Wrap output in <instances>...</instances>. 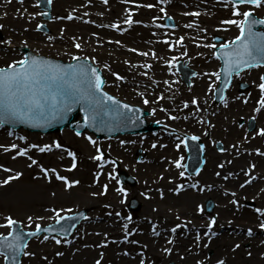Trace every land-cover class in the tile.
Returning a JSON list of instances; mask_svg holds the SVG:
<instances>
[{"label":"rangeland","instance_id":"374dc122","mask_svg":"<svg viewBox=\"0 0 264 264\" xmlns=\"http://www.w3.org/2000/svg\"><path fill=\"white\" fill-rule=\"evenodd\" d=\"M147 4H152L154 6L151 8L144 6ZM226 7L227 12H225ZM160 8H164L165 12H161ZM59 10L67 11V13L73 18L67 19V16L66 18L55 19V15L60 12ZM247 10H251L256 17L264 19V6H240L241 12ZM173 11L177 12V14H174ZM232 12V4L228 0H164V3H161L160 0H134V2L133 0H128V2H125V0L109 2L107 0L106 4L104 3V0H62L59 6L55 3V0H52L50 3V19L45 20V13L41 10L40 0L39 3H37V0H23L22 3L20 0H0V17L7 21L11 30L13 29V31L15 30L16 32H18V30L22 31L18 36L17 45H14L11 42H3L2 35L0 34V52L3 53L2 56L5 59L0 61V68L6 67L13 61L20 60L24 57L23 49H27L35 55L60 60L62 62L72 61L73 56L80 57L81 59L91 62V64L98 68L103 79L106 81L104 84V90L107 93L121 102L141 108L146 112L144 120L147 125L151 128H154L155 126V129L149 132L117 135L115 137L98 139L89 132H83L78 137L69 128H64L53 133L41 134L28 132L23 129H10L0 124V145L5 147L12 144L17 145L23 135H28L29 137H32V140H36L38 143L52 144L53 142L58 141L62 145L67 143L74 147H81L84 145L93 157L97 155L96 146H99L101 151L105 154L104 159L106 161H116L114 165L110 162L105 163L103 168H105L108 173H112V179L114 180V186L116 187L115 194L120 197L118 204L119 207L113 212V214L119 220L117 230L120 231V237L118 241L121 245L127 248V250L122 248L121 250H124V252H121V254L122 257L132 261L134 264H141V261H143V256L140 255V252H133L134 248H130L129 245V242L137 241L140 231L146 227V224L139 221V217L145 214V211L143 210L144 202L142 201H144V198L146 200L145 196H143V199H138L141 195L139 183L142 174L125 169L122 163L113 157L115 151L112 150L110 142L132 135L152 133L156 131V122L159 121L161 123L160 120L162 118L156 117L154 123H148L147 120L149 117L154 118V114L151 110L155 108V113L163 116L165 111H162L161 109H167L165 102L171 104L173 101H177V99L183 97L185 91L190 93L189 96H192V98H198L199 101L200 96L198 91L200 90H198L196 84L193 83L196 76H194L187 85L175 68L178 62H181L183 66L195 71V74L201 64H211L214 66L212 76L209 78L210 83L205 90V97L207 100L205 103L206 105L202 107L199 101V109L202 107L201 111L204 110V107H226L229 104L226 100L221 104H216L213 95L218 84V78L215 74H219L220 70L219 59L215 55L216 49L221 44L231 42L240 33V29L237 25L222 23V21L226 20L243 19L242 16H233ZM192 13H199V15H192ZM128 15H131L134 21H140V23H133L131 25L125 24L123 21ZM167 19L172 22V27H168L165 24V20ZM97 23H99V25ZM113 23L118 24L119 27L112 28L111 25ZM189 24H191L192 27H187ZM38 25H43V28L37 30ZM209 25H211L212 28L209 27ZM61 29H63V32H61ZM54 33H57L58 36H52ZM93 33L96 35H93ZM29 34H33L35 37H27ZM49 36L54 37V39L49 40ZM181 36L184 37L183 43L177 44L176 41ZM73 37H76L77 40L73 41ZM215 38L221 39L222 43L216 44L214 42ZM165 40H167L168 43H165ZM25 41H27L26 44L24 43ZM116 41H119L120 43H116ZM77 42L81 44L80 49H76L74 46ZM169 44L172 46L169 47ZM205 45H214L215 47H206ZM130 49H137V52H132ZM142 52H148L149 55H141L140 53ZM153 52L155 53V56L152 55ZM187 54H190L193 59L200 58L202 55L206 56V58L190 62ZM103 64L109 65L112 71L105 72L103 70ZM144 65H151V67L148 68ZM132 71H135V74L139 76L138 81L136 84H127L125 81L129 73ZM261 71L262 68H258L255 72L256 74L252 77L248 74L246 75L247 79L251 81L249 82L251 84L250 90L244 94H240L234 86V93H231L233 107L241 106V111L238 113L239 115L235 122L239 135L241 137L243 136L246 144L252 147V153L256 156H259L258 154H260V157H257L256 160L248 158L241 159V167L231 172L227 170L229 167L226 166L229 164V161L224 165L218 161L215 163L218 170L216 173H219L216 181L219 180L223 183L224 187H221V190L224 191L223 198L229 200V209H227L226 212L229 213V211L233 210L235 213L242 215L257 213L260 216V219L257 221V231L255 233L249 235L247 227L244 225L243 228L237 229L238 233L241 231L247 239L256 237L262 239V242L258 243V246L251 248L249 244H244L238 248V250L241 251V254L245 255L246 258L248 257V260H250L253 255L258 254L259 258H257L255 262L253 261L254 264H264V229L259 226L264 222V213L260 214L261 212H256L257 208L263 211L264 204L262 206L261 202H258V197L260 196L258 188L256 186H251L255 179L249 180L251 181L250 183H246L242 180L238 187L232 186V184L233 180L240 178L238 176H241L242 173L245 174L246 171L252 170V165L258 166L261 160L260 158L262 157V152L258 153L256 149L261 150L264 148V135L258 134L259 129L264 128V109H261L259 112L254 110L260 107L257 103L260 98V89L257 87L258 84L256 78ZM113 72L119 73L121 76L125 77V79L117 80L116 77L112 75ZM144 73H147V75H144ZM165 81H167V83H165ZM154 84L161 87H171L172 85H176V90H178L174 95L168 96L166 99L157 100V98L163 95V93L155 92L152 88ZM209 85H211V89L209 88ZM146 86L148 87V93L144 92V96L139 95L141 92L138 91V88H144ZM145 97L150 101L149 104L143 103ZM193 106L195 110L196 106ZM253 117H255L254 120L252 119ZM208 118L211 119L213 116L209 114ZM251 120L255 122V127L253 130L249 131V122ZM161 125L160 128L169 130L168 125L164 123ZM64 131H68L70 136L64 137ZM161 132L168 135L162 130ZM81 135H89L96 141V145H93L91 142H86ZM247 135L250 136L247 137ZM179 139L180 146L174 155L183 158L181 159V164L183 166L181 167V172H184V175L180 181V185H183V188L180 192L188 190L186 188H190V182H192L191 180L194 178H196V181H193L196 186L203 189L200 187V176L204 174L208 167V157H210L208 154L213 152L215 157L220 158L219 160H224L223 158H229L231 156L230 147H233V145L228 146L225 143L226 140L223 135L221 139L209 138L206 143L209 153L206 154L205 151L204 155L205 164L196 174L197 176H191L186 173L184 168L186 153L184 146L181 143L182 138L179 137ZM218 143L222 146L220 151L216 149ZM3 151L4 149L0 148V152ZM16 151V149L9 150V154L7 153L8 156L7 154L1 153L0 165H3L4 167L0 168V177L8 173V171L4 170L5 168L12 170L13 157H20L16 156ZM142 157L143 155H138L135 159V163H140ZM69 163L70 161L65 159L64 161H61V166L67 167ZM116 164H118L120 170L127 172L130 176L136 179L137 185L134 188L122 186L118 182L116 176ZM221 165L224 167H221ZM258 167L262 169L259 172L257 171L255 175H261L264 183V166ZM229 173H231V175H229ZM226 176L228 177L227 179H225ZM241 185H243V187H241ZM120 188H123L125 191H118ZM236 188L246 199H242V197L241 199L232 198ZM131 198H135L141 204V209L138 213H130L127 210ZM159 198V201L155 203L153 201L155 204L153 205L163 216L168 217L173 211H175V209L182 206V201L178 198L171 201L167 195L162 197L161 194ZM262 199L264 200V198ZM233 201H236L237 203H233ZM208 202L212 204L211 213L206 212ZM65 206L69 207L60 211V215H69L80 210L87 211L85 221L73 233L70 240L68 241L55 237L61 241V243L57 244L56 239L49 238L50 240L45 242V236H41L28 242L25 252H27L35 243L38 244L37 247L44 243L46 246L56 250L57 253H62V255L66 254L68 251H77L79 249L86 228H89L93 224L90 221V211L86 207L75 206L73 203H67ZM198 206L203 207V211L200 212L203 215L202 222L204 227L192 231L189 238H181V242L176 244L174 242L169 243L172 238L171 236H163L164 239H160L162 237L159 239L150 238L152 244L155 245L154 248L157 250V253L164 255L165 257L164 260L156 261L155 264H177V261H182L183 258L188 259L189 264H198V262H202V264H217L218 260L224 261L223 257L221 255H216L213 249H206L199 246L210 245L213 240L220 236L221 229L217 227L219 215L216 212V202L211 198L201 197L196 203L197 210ZM60 208L62 207L55 208V210H62ZM47 214L46 220L39 222L41 226H45V224H50L56 220V213L53 210ZM8 216L19 221L26 230H33L37 224L31 226L30 223L28 224L24 222L22 217L24 216V212L4 210L3 219L0 220V225L6 223L5 218ZM212 218H215V224L209 229L207 225ZM150 224H154L157 228L159 225L153 221H151ZM125 225H127L126 229L124 227ZM227 228H229V226H227ZM8 231L9 229L7 227H0V233L6 235ZM188 233H190V231L186 232V234ZM205 233L208 234L205 235ZM198 236L199 239H197ZM125 237L127 238L125 239ZM126 241L129 242L127 243ZM156 242H159L161 245L159 247L156 246ZM164 249H171V251L165 252ZM133 253H136L137 256H134L136 254ZM102 254L101 257H104L105 252L102 251ZM3 261L4 258L0 256V264H3ZM21 264H25V255H23L21 259ZM85 264H95V262L85 261Z\"/></svg>","mask_w":264,"mask_h":264},{"label":"bare ground","instance_id":"6f19581e","mask_svg":"<svg viewBox=\"0 0 264 264\" xmlns=\"http://www.w3.org/2000/svg\"><path fill=\"white\" fill-rule=\"evenodd\" d=\"M108 1L116 2L118 0ZM61 2L62 0H55L58 6ZM59 11L60 12L55 15V19L69 16L65 10ZM225 12H227V7ZM173 13L177 14L175 11H173ZM97 24L99 25V23ZM0 25H3V27L0 28L2 41H10L14 45H17L18 36L22 31L18 30V32H16L15 30L13 31V29L11 30L7 21L2 17H0ZM209 27H211V25H209ZM52 36L58 35L54 33ZM27 37L33 38L35 36L29 34ZM2 54L3 53L0 52V61L5 60ZM187 57L190 62L206 58V56L202 55L200 58L193 59L190 54H187ZM103 65V70L105 72L112 71L109 65L108 67H105L106 64ZM213 69L214 66L211 64H201L195 75L196 79L193 83L196 84L198 90H200L198 94L202 107L205 106L207 102L205 90L210 83L209 78L212 76ZM138 77L135 71H132L127 76L125 83L136 84ZM152 88L155 92H162L165 99L168 98V96L174 95L178 90H176V85L161 87L154 84ZM138 91L141 93H148V87L138 88ZM231 93L232 92L229 91L225 99L226 102L229 103L226 107L221 106L216 108L214 106H209L204 107L205 111H201L202 107H200V110L195 112L194 106L190 103L192 96H189L190 93L185 91L183 97L177 99V101H173L171 104L165 102L167 111L164 112L163 116L154 113V118L149 117L147 120L148 123H154L156 117L162 118L160 120L161 123L156 122L158 131L156 129V131L152 133L132 135L110 142L112 150L115 151L113 157L118 159L125 169L142 174L139 183L141 195L139 194L140 198L138 199H143V196H145L146 200L144 198V201H142L144 202L143 210L145 214L139 217V221L146 224V227L140 231L137 241L129 242V245L130 248H134L133 252H140V255L143 256V264H155L156 261L165 259L164 255L157 253V250L154 248L155 245L152 244L150 238L159 239L162 237L160 239H164L163 236H171V241L176 244L181 242V238H189L192 231L204 227L202 222L203 215L196 208V203L201 197L211 198L216 202V212L219 215L217 227L221 229V232L220 236L213 240L210 245L199 246L206 249H213L216 255H221L223 257L224 264H254L253 261L255 262L256 259L259 258V255L255 254L248 260V257L246 258L245 255L241 254L238 248L244 244H249L251 248L258 246V243H261L262 239L259 237L247 239L241 231L240 233L237 231V229L246 226L247 230L252 229V233H255L257 231V221L260 219L259 214L242 215L235 213L233 210L229 211V213L226 212V210L229 209V200L223 198L224 191L221 190V187H224L223 183L219 180L216 181L218 177L216 171L218 170L215 163L217 161L221 162L223 165L227 164L229 161V164L226 166L229 167L227 170L231 172L241 167V159L248 158L256 160L257 157H260V154L256 156L252 153V147L246 144L243 136L241 137L239 135L235 122L239 115L238 113L241 111V106L233 107ZM185 101L189 102L188 108H184L183 106ZM209 114H211L213 118L209 119ZM170 116H175L177 119H170ZM186 116L188 119L184 118ZM201 118L203 122H200ZM163 123L168 125L169 130L160 128ZM161 129L167 132L168 135L163 134ZM192 135L199 137L204 148H206V154L209 153V149L206 147L209 138L221 139L223 135L226 140L225 143L228 146L233 145V147H230L231 156L229 158H223L224 160H219L220 158L215 157L214 153L211 152L208 154V156L210 155V157H208V167L204 174L200 176V187L203 189L197 186L195 188L192 187L193 181H196V178H194L191 180L192 182H190V188H186L188 190H183L184 192L181 191L183 193L176 192L174 189L180 185L182 176L180 175L181 167L178 168L175 164L176 160H180L181 162V158L174 155L179 149L177 148V144H180L179 141L175 139H177L178 136L184 137ZM69 136L70 133L64 131V137ZM248 136L250 135H247V137ZM22 137L23 139L17 144L20 148L28 147L31 144L44 145V143H38L36 140H32L31 136L23 135ZM88 137L87 135H82V138L86 142H90ZM122 141L124 143H121ZM154 143L156 144L155 148L152 147ZM63 146V150L53 149L51 152L46 153H40L36 149H29L28 156L36 159L39 164H42L46 168H55L60 175L67 177L69 181L78 180L79 183L70 188H66L64 182L56 179L55 175L50 173L52 178L49 180L41 174L40 168L37 167V165H31V167H29L31 161L28 159V156L15 158L12 162V171L1 176L0 181L6 179L9 175H14L15 172H20L22 175L6 185H0V220L3 219L4 210H15L24 212V216L22 217L24 222L28 224V217H33L31 226H34L36 223L45 221L48 215L47 213L51 212L53 209L62 207L60 209L64 210V208L69 207L65 206L67 203H73L75 206L86 207L90 211V221L93 224L89 228H86L77 251H68L66 254L57 255L56 250L46 246L44 243L43 245H39V247H37L38 244L35 243L27 251L34 255H25V264H85V261L95 262L98 259L101 261V264H134L132 261L122 257L121 254V252H124L127 248L118 241L120 237V231L117 230L119 220L114 216L113 212L119 207L120 197L115 194L116 187L114 186V180L112 177H109V173L105 168H98L101 162L91 159L93 156L84 145L81 147H74L66 143ZM68 151L76 153L75 168H72V157L67 155ZM259 152L264 153V148ZM1 153L9 154V151L0 152V155ZM138 155H143V157L142 161L136 164L135 159ZM261 155L262 157L260 158L261 160L258 166H264V154ZM65 159L70 161V166H61V161ZM258 166L238 176L241 179L237 178L233 180L232 186L238 187L242 180L246 182L255 179L251 186H256L258 188L260 192L258 202H261L263 206V177L259 174L255 175L257 171L259 172L262 169ZM98 172L100 174L97 177ZM105 184L108 185L106 193L104 192ZM161 192H163V196L167 195L171 201L176 198L182 201V206L175 209L168 217L163 216L154 206V203L159 201ZM234 194L235 195H232L234 199H241V197L242 199H246L237 188ZM263 213L264 209L260 214ZM37 217H42L43 219L37 220ZM151 221L157 223V225L159 224L158 228L155 227L154 224H150ZM176 225H180V227L173 233L171 229ZM227 226H229V228H227ZM189 231L190 233L186 234V232ZM47 241L46 239L45 242ZM160 245L159 242H156V246L159 247ZM237 245H239V247H236ZM122 248L124 250H121ZM102 251L105 252L104 257H101ZM134 256H137V254ZM177 264H189V261L183 258L182 261H177Z\"/></svg>","mask_w":264,"mask_h":264},{"label":"snow or ice","instance_id":"6c2138e0","mask_svg":"<svg viewBox=\"0 0 264 264\" xmlns=\"http://www.w3.org/2000/svg\"><path fill=\"white\" fill-rule=\"evenodd\" d=\"M22 3L23 0H20ZM52 0H48V3H51ZM128 2V0H125ZM134 2V0H133ZM161 3H164V0H160ZM39 3V0H37ZM104 3H107V0H104ZM233 16H242L241 20H226L222 21L224 24H233L237 25L240 29V34L235 37V39L229 43H224L220 45L221 54L220 59L224 61V71L227 75H231L232 73H239L241 68H249L253 66V61L257 63L264 61V56H261L259 60L257 57L253 55L254 52L264 53V33H256L252 30V25L256 23L264 24V20H255L252 18L253 13L251 10L240 11L241 5H253L256 7L264 6V0H231ZM148 8L153 7L152 4L144 5ZM161 12H165L164 8H160ZM166 14V13H165ZM187 14V13H186ZM192 15L198 16L199 13H192ZM73 17L69 15L67 19H72ZM125 24L131 25L133 23H140V21H134L131 15H128L126 19L123 21ZM3 25H0L2 28ZM112 28H118L119 25L113 23L111 25ZM187 27H192L191 24L187 25ZM43 28V25H38L37 30ZM63 32V29H61ZM93 35H96L93 33ZM49 40L54 39V37L49 36ZM73 41H76L77 38L73 37ZM184 37H179L176 41L177 44H182ZM168 43L167 40L164 41ZM7 43H10L8 41ZM25 44L27 41L24 42ZM116 43H120L116 41ZM76 49L81 48L80 43L74 44ZM172 45L169 44V47ZM206 47H215L214 45H205ZM132 52H137V49H130ZM141 55L147 56L148 52H142ZM155 56V53H152ZM72 59L74 61H79L81 58L77 56H73ZM94 59V58H93ZM171 63V62H169ZM145 67L150 68L151 65H144ZM105 67H108L106 64ZM113 76L116 77L117 80H124L125 77L121 76L119 73L113 72ZM147 75V73H144ZM217 78L219 79V74ZM227 75L225 77V83L227 84ZM260 83L257 87L260 89V98L257 101L260 107L254 109L259 112L261 109H264V75L260 77ZM106 81L102 78L100 72L91 64L88 63H75V64H60L56 63L51 59H46L42 56H24L20 60L13 61L11 64L6 67L0 68V123H4L8 120L13 119H32L33 117L40 115L43 116V111L45 109L51 108L54 112H59L61 109H66L68 111L71 110V105L76 103L84 104L85 117L84 121L86 124L90 126H99L105 123L102 113V105L105 101L111 102L113 105L118 106L119 109H126L128 112L133 111V107L127 103H122L117 98L111 96L109 93L103 91V85ZM167 83V81H165ZM211 89V85H209ZM102 94V95H101ZM139 95L144 96V93H139ZM164 99L163 95L159 96L157 100ZM144 104H149L150 101L145 97L143 100ZM191 105H195V111H199V101L196 97H193L191 100ZM184 108L189 107V102H184ZM162 111H167L166 109H161ZM152 113L156 112V109L153 108ZM122 115H125L122 113ZM135 119H139V117H134ZM170 119H177L175 116H170ZM188 119V117H184ZM132 119V118H129ZM253 120L255 117L252 118ZM203 122L202 118L201 121ZM157 123H160L157 121ZM79 135V133H77ZM259 135H264V128L259 129ZM23 139V137L21 138ZM89 141L96 145V141L92 139V137H88ZM188 139L193 141L198 140V136H191L190 138L185 136L181 143H186ZM121 143H124L123 141ZM179 144H177V148H179ZM153 148L156 147L154 143L152 145ZM203 147V145H201ZM0 148H3L4 151H9L11 149H16V156H28L29 149H36L40 153L51 152L53 149H61L63 150L64 146L58 141L53 142L52 144H31L28 147L20 148L16 144H12L8 147L0 145ZM259 153V149H256ZM97 155L92 157L91 159L100 161L101 163L98 165L99 169H102L105 163H112L113 165L116 161H106L104 159V153L101 151L99 146H96ZM264 154V153H261ZM67 155L72 157V168L76 167V153L72 151H68ZM15 159V156L13 157ZM28 159L31 161V165H37L40 168L41 174L51 180L52 175H55V178L64 182L66 188H70L79 183L78 180L69 181L67 177L60 175L55 168H46L42 164H39L36 159H33L31 156H28ZM181 159H183L181 157ZM175 164L178 168L183 167L180 160H176ZM3 165H0V168H3ZM223 167V165H221ZM252 168H255V165H252ZM5 171L11 172V169H4ZM71 170V169H69ZM50 173L52 175H50ZM99 172L97 173V177L99 176ZM22 173L15 172L14 175H9L3 181H0V185H6L10 181L14 179H18ZM109 177H112V173L108 174ZM181 176L184 175V172L180 173ZM216 175H219L217 173ZM231 175V173H229ZM228 177L226 176L225 179ZM251 181H246V183H250ZM192 187L195 188L196 184H192ZM243 187V185H241ZM108 185H104V192H107ZM183 188V185H179L174 191L179 192ZM120 192H124L123 188L118 189ZM233 195H235L233 193ZM161 196H163V192H161ZM233 203H237L233 201ZM199 211H203V207L198 206ZM56 213V222L66 219L65 216L60 215V211L63 210H55ZM70 211V210H69ZM256 212H262L261 209L257 208ZM70 218V217H67ZM37 220L43 219L42 217H37ZM6 223L4 225H0V227H8L11 229L8 231L7 235L0 233V255H3L5 260L11 262V264H16V256L20 251L26 247L22 243L24 240V235L21 234L20 231L15 229V226L20 222L13 219L11 216L5 218ZM28 221L31 224L33 222V217L29 216ZM215 224V218L209 222L207 227L209 229ZM260 228L264 229V222L260 225ZM125 229L127 225L124 226ZM180 225H176L171 229L173 233H175L176 229L179 228ZM45 231H52L53 229L49 226L48 229H44ZM42 231V227L39 223L35 225V231L29 232L28 235L36 236ZM61 231L66 232V230L61 229ZM208 233H205L207 235ZM248 234H252V229H248ZM106 235V234H105ZM11 238V239H9ZM127 237H125L126 239ZM44 239H48L47 236ZM53 239H56L53 237ZM199 239V236L197 237ZM56 243L59 244L61 241L56 239ZM172 243V241H169ZM236 247H239L237 245ZM165 252H170L171 249H164ZM24 255H34L32 253L24 252ZM57 255H62V253H57ZM103 255V254H101ZM95 264H101V261L98 259L95 261ZM143 264V261H141ZM198 264H202V262H198ZM217 264H224L223 260H218Z\"/></svg>","mask_w":264,"mask_h":264},{"label":"water","instance_id":"95a60500","mask_svg":"<svg viewBox=\"0 0 264 264\" xmlns=\"http://www.w3.org/2000/svg\"><path fill=\"white\" fill-rule=\"evenodd\" d=\"M257 23L252 25V30L254 32L255 28H257ZM256 54L254 55L255 57H257V60H259V58L261 56H264V53H258L255 52ZM86 63V62H82V61H76L75 63ZM56 63H60V62H56ZM259 63H264V61H261ZM62 64V63H60ZM253 64H257L256 61H253ZM245 69V68H241L240 70ZM226 73L224 75V77H226ZM231 75H227V82H229V78ZM224 84H225V79H224ZM223 88H221L220 92H223L222 90ZM107 105L104 103L102 105V113H103V118L104 121L106 123H104L103 125L105 126H109L110 128H105V127H101L102 125L97 126H90L88 124L85 123V121L82 124H71L72 128H75L78 131L84 130V129H90L91 131H93L94 133H96L98 136L102 137V136H106V135H110V134H114V133H121V132H127V131H135L138 130L140 131L142 128L138 127L137 129H113V127L111 126L113 120L107 118L106 116L110 113V111L106 112ZM84 109V104L81 103H76V104H72L71 105V110L68 111L66 109H61L58 113L54 112L51 108L45 109L43 111V116L37 115L35 117H33L32 119H15L18 124L20 125H24L27 128L33 129V130H40V131H50V130H54V129H59L67 124H70L73 120L74 115L77 113V111L79 110L82 113V116L85 117V111ZM107 119H109L110 121L107 122ZM17 124V125H18ZM190 157L192 162L189 165V170L191 172H193L195 170L196 167L200 166L201 164V148L199 147H195L194 150L190 151ZM122 180H125V177L123 175H120ZM76 222H72L68 229L71 231L74 227ZM31 236H24V240L22 241V243L25 245L26 241L30 238ZM11 239V238H10ZM20 251L17 256H16V264L18 263V258L21 255ZM7 264H11L10 261L7 260Z\"/></svg>","mask_w":264,"mask_h":264}]
</instances>
